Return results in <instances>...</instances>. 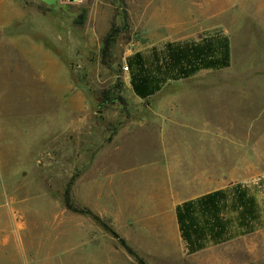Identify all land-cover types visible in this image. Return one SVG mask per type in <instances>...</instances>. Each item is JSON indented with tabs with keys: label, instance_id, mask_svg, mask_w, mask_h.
Returning <instances> with one entry per match:
<instances>
[{
	"label": "rangeland",
	"instance_id": "rangeland-1",
	"mask_svg": "<svg viewBox=\"0 0 264 264\" xmlns=\"http://www.w3.org/2000/svg\"><path fill=\"white\" fill-rule=\"evenodd\" d=\"M35 11L53 18H42L50 21L45 27L60 30L55 49L86 90L85 109H92V120L84 117L80 130L89 132L92 121L97 142L88 150L78 147L74 170L63 160L51 162L38 180L36 155L65 143V136L59 145L48 139L65 128L67 118L44 130L23 129L36 122L35 111L53 106L47 88L28 86L25 74L17 75L18 64H11L8 74V23L22 33L31 27L23 12ZM112 29L117 37L103 54ZM225 42L226 67L169 77L180 74L175 66L179 55L189 70L198 58H221ZM137 54L146 68L158 74L163 65L170 72L163 75L160 90L146 96L132 83L130 59L141 70ZM61 71L65 81L69 75ZM103 91L121 94L125 102L99 109ZM8 111L10 119H26L13 125ZM159 116L167 130L158 131L147 121ZM102 127L107 133H101ZM118 138L128 143L102 157L134 168L150 165L162 154L160 139L199 141L206 146L195 148L215 157V187L249 186L235 193L240 210L231 209V234L243 236L193 262L142 257L146 264H264V0H0V264H138L99 222L65 203L75 178L69 192L72 206L89 208L118 233L115 217H102L87 205H100L99 190L85 187L92 179L86 171L101 148ZM62 153L66 161L74 157L73 151ZM114 162L102 164L107 177L116 170ZM247 217L263 223L258 233L244 234L241 220Z\"/></svg>",
	"mask_w": 264,
	"mask_h": 264
},
{
	"label": "crops",
	"instance_id": "crops-1",
	"mask_svg": "<svg viewBox=\"0 0 264 264\" xmlns=\"http://www.w3.org/2000/svg\"><path fill=\"white\" fill-rule=\"evenodd\" d=\"M22 18L27 19V23L31 25L22 33L12 30V26L8 23V58H6L8 74H12L11 64H18L17 75L23 76L24 73V77L29 80L28 86L31 82L32 86L47 88L53 104L50 108L35 111L39 114L36 122H32L31 126L23 125V129L32 130L34 127L37 130H44L60 124L62 118H67L65 128L58 129L48 139L49 142L51 141L49 144L54 145L56 141L59 145L58 140L61 136H65V143L58 146L56 150L44 149L36 155L38 171L35 179L38 180L43 176L47 168L46 164L51 162L60 164L63 160L72 164L74 170L78 160V147L83 146L88 150L97 144L92 139L96 124L91 121L92 128L89 132L80 130L84 117H90L92 120V109L91 107L88 110L85 109L87 92L78 86L76 77L62 60L60 52L55 49L61 41L59 28L45 27L46 23H50L46 20L53 18L40 11L23 12ZM64 66L66 69L62 68ZM61 70H65L69 75L67 78L64 77L65 81L62 80ZM8 117V122L12 120L14 123L11 121L10 123L13 125L21 124L22 119H26L20 116L10 119L9 111ZM147 121L158 127V131L167 130V126L162 123L163 117H154ZM182 123L179 125H184ZM103 130L104 134L107 133L104 127L101 128V133ZM160 141L163 151L156 159L159 161L153 159L150 165L143 167L140 165L135 168L132 165L113 161L116 163V170L108 177L104 173L106 168L104 169L102 164L113 162L102 157V154L114 147L118 150L122 142L125 144L128 142L124 138H118L114 144L107 143L103 146L94 165L86 171V177L92 179L85 183V187L91 186L93 190H99L100 195L97 201L100 205L97 207L89 203L87 205L102 217H115L118 233L144 258H159L165 261L189 258L193 262L214 249L231 243L234 238L243 236L236 235L220 243L205 241L201 249L187 253L182 226L179 223V207L217 190L225 191L230 183L215 187L214 155L210 156L208 151L195 148L206 145L200 144L199 141L184 139H160ZM66 151H73V159L64 160L62 152ZM56 169L60 171L59 166ZM74 187L77 189V183ZM228 217L230 218L231 214L224 212V218ZM260 224L256 230L247 235L258 233L263 227V223Z\"/></svg>",
	"mask_w": 264,
	"mask_h": 264
},
{
	"label": "trees",
	"instance_id": "trees-1",
	"mask_svg": "<svg viewBox=\"0 0 264 264\" xmlns=\"http://www.w3.org/2000/svg\"><path fill=\"white\" fill-rule=\"evenodd\" d=\"M116 37L117 33L114 32L113 29L106 35L103 54L107 53L109 46ZM136 58H138V64H140V74L134 69V60L130 59V64L133 69L132 83L135 91L142 96H146L160 90L165 79L163 78V75H169L170 73L168 68L163 67V65L158 66L157 74L155 71L145 67L143 63L144 59L141 54H137ZM195 62L197 63H195L191 69L187 70L186 67L182 65L181 56L179 55L177 62H175V66L178 65V71L180 74L169 75V77L176 79L178 77H187L204 68L218 69L226 67L228 65V49L226 42L223 44L221 58H214V60L210 59L209 62H206L201 57L196 59ZM118 91L120 92L119 88ZM119 100L123 103L125 102L121 94L114 96V94L111 92L103 91L101 98H99L98 101V108L102 109L108 104H113ZM74 179L75 178H72L68 184L65 201L66 207L74 212L93 217L117 239L118 243L127 251L130 256L135 259L138 264H146L144 259L128 245L126 240L122 238L115 230L109 227L98 215L94 214L89 208L85 207L78 209L72 206L71 202L69 201V192ZM248 187L249 186L245 184L236 183L234 185H230L225 191L217 190L216 192H213L209 195L200 197L196 201L185 203L179 207V223H181L182 226L183 237L187 246V253H193L201 249L205 245V241H209L211 243H220L226 241L230 237H234L231 234V217L225 219L224 212L231 214V209L240 210V207L236 206L234 202L235 199L239 197L235 193L240 189H247ZM228 191L229 199L227 200ZM227 206H229L228 210L226 209ZM241 221L246 226V231L244 234L253 232L259 227V225H261L259 222L251 219L250 217L243 218ZM239 234H241V232Z\"/></svg>",
	"mask_w": 264,
	"mask_h": 264
},
{
	"label": "built area",
	"instance_id": "built-area-1",
	"mask_svg": "<svg viewBox=\"0 0 264 264\" xmlns=\"http://www.w3.org/2000/svg\"><path fill=\"white\" fill-rule=\"evenodd\" d=\"M125 69L128 70L129 69L128 66H126Z\"/></svg>",
	"mask_w": 264,
	"mask_h": 264
}]
</instances>
